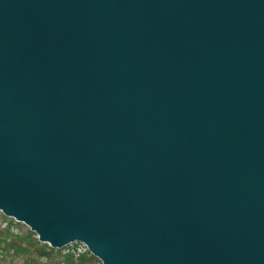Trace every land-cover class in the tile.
Here are the masks:
<instances>
[{
    "label": "water",
    "instance_id": "95a60500",
    "mask_svg": "<svg viewBox=\"0 0 264 264\" xmlns=\"http://www.w3.org/2000/svg\"><path fill=\"white\" fill-rule=\"evenodd\" d=\"M0 212L102 264H264V0H0Z\"/></svg>",
    "mask_w": 264,
    "mask_h": 264
},
{
    "label": "trees",
    "instance_id": "16d2710c",
    "mask_svg": "<svg viewBox=\"0 0 264 264\" xmlns=\"http://www.w3.org/2000/svg\"><path fill=\"white\" fill-rule=\"evenodd\" d=\"M17 232L11 226L0 230V252L4 258H20L23 264H101L88 250L79 251L76 247L68 252L56 250L40 243L31 231Z\"/></svg>",
    "mask_w": 264,
    "mask_h": 264
},
{
    "label": "rangeland",
    "instance_id": "374dc122",
    "mask_svg": "<svg viewBox=\"0 0 264 264\" xmlns=\"http://www.w3.org/2000/svg\"><path fill=\"white\" fill-rule=\"evenodd\" d=\"M10 226L14 227V230L18 231L17 233H28L30 231V228L27 227L25 224L18 223L14 219L8 218L0 212V230L5 231L6 228ZM75 247L79 249V251H83L85 249L84 245L78 243V244L70 245L62 250H64V252H68L69 249H73ZM0 264H23V260L20 258L18 259L12 258L11 256H6L4 258L0 252Z\"/></svg>",
    "mask_w": 264,
    "mask_h": 264
},
{
    "label": "built area",
    "instance_id": "2783aa9c",
    "mask_svg": "<svg viewBox=\"0 0 264 264\" xmlns=\"http://www.w3.org/2000/svg\"><path fill=\"white\" fill-rule=\"evenodd\" d=\"M85 250H87V248L85 247Z\"/></svg>",
    "mask_w": 264,
    "mask_h": 264
}]
</instances>
